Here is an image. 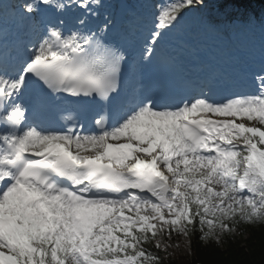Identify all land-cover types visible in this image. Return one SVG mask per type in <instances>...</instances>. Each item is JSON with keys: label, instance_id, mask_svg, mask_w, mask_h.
I'll list each match as a JSON object with an SVG mask.
<instances>
[{"label": "snow or ice", "instance_id": "1", "mask_svg": "<svg viewBox=\"0 0 264 264\" xmlns=\"http://www.w3.org/2000/svg\"><path fill=\"white\" fill-rule=\"evenodd\" d=\"M0 0V264H165L173 236L217 247L264 227V74L258 89L217 98L199 88L175 103L121 101L136 58L111 41L103 0L13 5L36 34L22 53L5 41ZM208 0H169L137 28L140 61ZM75 17L69 27L68 14ZM65 96L103 107L88 126L40 113ZM119 111L113 115L111 106ZM189 254L191 251L189 249Z\"/></svg>", "mask_w": 264, "mask_h": 264}, {"label": "trees", "instance_id": "2", "mask_svg": "<svg viewBox=\"0 0 264 264\" xmlns=\"http://www.w3.org/2000/svg\"><path fill=\"white\" fill-rule=\"evenodd\" d=\"M248 1L251 4L254 0ZM245 227V234L237 233L234 242L228 239L218 247L200 240L199 233L188 245L181 236H173L171 243L178 242L180 247L171 250L173 256L165 264H264V227Z\"/></svg>", "mask_w": 264, "mask_h": 264}]
</instances>
